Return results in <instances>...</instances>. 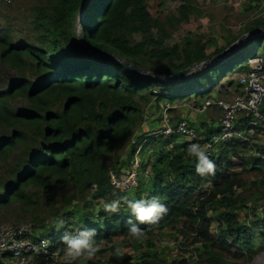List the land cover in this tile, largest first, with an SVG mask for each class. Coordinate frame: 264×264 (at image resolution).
<instances>
[{"label":"trees","instance_id":"1","mask_svg":"<svg viewBox=\"0 0 264 264\" xmlns=\"http://www.w3.org/2000/svg\"><path fill=\"white\" fill-rule=\"evenodd\" d=\"M82 9L79 45L76 21ZM190 14L191 8L182 5L177 14L154 16L147 0H40L31 7L26 24L15 25L13 33L0 26V65L7 67L6 81L0 77V216L12 217L8 223L13 225L28 219L36 228L51 220L54 230L42 234L54 237L51 251L61 248L60 260L65 258L60 237L84 229L96 231L100 251L95 256L115 254L118 243L144 249L133 264H248L254 257L253 238H262L264 231L247 225L239 210L249 200L264 197V134L260 143L231 139L219 144L210 156L215 173L204 176L196 174V158L187 157V149L193 143L202 146L215 127L196 129L190 123L200 139L144 134L130 144L151 103H162L161 117L177 99L193 96L199 103L213 91L218 94L227 74L217 75L218 69L251 40L264 36L246 39L229 57L178 87L156 91L157 75L192 68L225 49L208 53L201 33L167 44V28H176ZM253 27H264V16H256L248 28ZM138 146L143 154L150 151L148 159L142 158L138 185L120 191L111 185L109 171L120 173L128 167ZM147 167L151 179L143 176ZM153 196L168 211L155 225L140 224V239L128 233L125 222L131 214L123 203L118 213L103 210L106 202L122 197ZM74 201L83 202L80 209L85 212L70 210ZM94 207L100 208L96 214L90 211ZM76 212L78 219H66ZM93 215L98 219H91ZM59 221L63 226L57 229ZM165 228L191 260L181 257L167 263L155 250L158 232ZM35 264L56 263L41 254ZM73 264L104 262L93 258Z\"/></svg>","mask_w":264,"mask_h":264},{"label":"rangeland","instance_id":"2","mask_svg":"<svg viewBox=\"0 0 264 264\" xmlns=\"http://www.w3.org/2000/svg\"><path fill=\"white\" fill-rule=\"evenodd\" d=\"M40 0H13L11 4H4L0 0V26L11 31L13 33L15 25H25L26 20L31 15V7L37 4ZM264 0H147L148 10L154 16L165 17L170 14H177L178 10L182 5H188L191 8V13L189 17L178 24L176 28L168 27L167 31L170 36L166 40V43L173 45L176 43L182 42L183 38L188 33L203 35L202 41L208 43L207 52L214 53L215 48L225 47V49L219 54H211L206 61L196 64L191 68V71L181 78L171 79L160 74L157 75V83L153 88L156 91L163 90L169 86L178 87L185 81L190 80L193 75L199 73L203 70L204 67H210L218 63L219 61L224 60L226 57H229L233 52H235L243 42L248 39L255 37L257 35H264V27H253L248 28L251 21L260 13L262 9L259 10L261 2ZM259 16H264L261 14ZM76 32L78 36L81 35L82 30L80 26V14L77 17L76 21ZM79 45H82L81 38L79 37ZM227 43H230L227 45ZM264 54V36L261 38H255L251 40L248 45L240 51V54L235 57L232 62L225 63V65L218 69L217 75L225 74L218 85L223 84V90L221 86L218 89V94L213 91L209 94L214 98L218 97L225 100H230L233 97L234 92L237 86V73L240 71V68L246 65V59L253 55H263ZM113 59H116L114 55L110 56ZM264 58V56H262ZM7 67L6 65H0V77L6 81L4 77ZM10 73V72H9ZM234 73V74H233ZM208 83H212L208 81ZM220 90V91H219ZM229 95V97H227ZM208 94H204V97H209ZM205 98H200V100ZM195 98L189 96L187 100L177 99L172 104L169 105V108L172 109L171 112H167L169 118L176 121L178 118L185 117L189 120L191 124L197 127H202L206 125L208 121L212 123L213 126L217 123V118L220 116V107L217 105H211L203 113H196L195 111L186 107L185 103L197 104L195 103ZM151 106L144 115L143 123L133 132L131 137L130 144L132 145L136 140L141 136L156 134L158 135V130L163 125V118L160 117V112L158 109L162 103H151ZM158 105V108L157 106ZM190 106V105H189ZM208 125V124H207ZM147 126V128H146ZM151 128V129H150ZM205 128V127H204ZM177 141H180L177 140ZM262 140L255 142L260 143ZM171 144L169 147H171ZM148 151V150H147ZM146 151V152H147ZM128 152V151H127ZM123 153V151H122ZM121 153V155H122ZM150 154V151L147 154H143L140 150V159L147 158V155ZM124 155V153H123ZM154 158V155L151 154V161ZM130 196L133 193H129ZM91 199V196L88 195V201ZM83 202L74 201L69 209L85 210L82 207ZM92 205H97V201L92 200ZM101 201L98 207H101ZM76 207V208H75ZM97 209V210H96ZM100 208L94 207L90 210L93 213H97ZM255 209L254 213L251 211ZM257 214V215H256ZM4 213L0 216V225L3 223H13L12 217H4ZM260 215V216H259ZM239 217L246 220L247 225L263 229L264 231V197L258 198L256 200H249L245 207H242L239 210ZM79 218V214L74 213L72 216L66 217L68 221H75ZM91 219H98L95 215ZM30 220H21L19 222ZM89 221V220H87ZM32 224V223H31ZM37 229L41 233L49 234L54 230L53 222L51 220L46 221L44 227L37 226ZM168 229L165 228L162 231L158 232V239L155 243V250L166 259L167 263L173 259H179L181 257H188L191 260V257L188 253H185L183 248L176 246L174 240L168 236ZM212 231L214 233L218 232L216 223L213 224ZM264 235V234H263ZM53 241V240H52ZM253 246L257 249L254 257L248 262V264H264V236L262 238L258 236L253 238ZM120 245L121 257H117L111 252H106L101 255L94 256L95 260H101L104 264H133L134 259L140 256L143 253L144 249H138L136 247L126 246L125 243H118ZM92 258V259H93ZM86 257H81L80 262H85ZM65 263V258H61L56 264Z\"/></svg>","mask_w":264,"mask_h":264},{"label":"built area","instance_id":"3","mask_svg":"<svg viewBox=\"0 0 264 264\" xmlns=\"http://www.w3.org/2000/svg\"><path fill=\"white\" fill-rule=\"evenodd\" d=\"M1 1L5 4L13 2V0ZM260 9L262 10L257 16L264 14L263 1ZM246 65L248 69L237 77L239 90L234 92L232 99L212 98L197 104L185 103L187 108L199 114L211 105H217L221 109L214 126L217 130L202 144L210 156L219 144L227 140L256 141L257 134H264V58L261 55L248 57ZM162 118L163 125L157 134L182 135L190 140L200 139L197 131L185 117L172 123L167 110L164 109ZM139 155L140 147L138 146L128 167L123 168L120 173L109 171L110 183L114 188L127 192L138 185L142 166ZM186 156L189 157V155ZM143 176L145 179L152 178L153 174L148 167L143 171ZM53 239L52 236L43 235L29 222L18 225L3 223L0 225V264H35L36 256L41 254H49L53 262L57 263L60 261L62 249L57 248L51 251L54 245Z\"/></svg>","mask_w":264,"mask_h":264},{"label":"clouds","instance_id":"4","mask_svg":"<svg viewBox=\"0 0 264 264\" xmlns=\"http://www.w3.org/2000/svg\"><path fill=\"white\" fill-rule=\"evenodd\" d=\"M187 154L196 158V174L204 176L205 174L215 173L216 165L210 159V153L200 144H190L187 149ZM121 203L130 211L131 215L125 223L129 235L136 239H140L144 234V230L139 227L140 224L155 225L168 211L167 206L161 203L159 198L155 196L141 199L122 197L120 200L106 202L103 205V210L106 213H118L121 208ZM56 226L57 229L62 227L63 221L56 222ZM95 236V229H84L75 234L66 231L60 237L61 244L64 246L65 264H73V262L79 260L81 257L92 259L100 251V245L94 240ZM115 255L121 257L119 249H116Z\"/></svg>","mask_w":264,"mask_h":264},{"label":"water","instance_id":"5","mask_svg":"<svg viewBox=\"0 0 264 264\" xmlns=\"http://www.w3.org/2000/svg\"><path fill=\"white\" fill-rule=\"evenodd\" d=\"M83 13V9L81 10L80 13V20H81V16ZM81 26V30H82V24H80ZM80 38L82 39V33L80 35ZM130 70H138L135 66H129ZM191 71V68H185V69H181V70H177V71H167L166 73H164L165 76H172V77H182L187 75L189 72Z\"/></svg>","mask_w":264,"mask_h":264},{"label":"crops","instance_id":"6","mask_svg":"<svg viewBox=\"0 0 264 264\" xmlns=\"http://www.w3.org/2000/svg\"><path fill=\"white\" fill-rule=\"evenodd\" d=\"M242 72H243V71L240 70L239 72H236V73H237L236 75L238 76V75L241 74ZM233 74H234V73H233ZM236 80H237V79H236ZM223 84H224V83H221V84L218 85V86H221V85H222L221 87H223ZM237 85H238V83H237L235 86H237ZM218 88H219V87H218ZM238 88H239V87H238ZM221 89H222V88H221ZM223 89H224V88H223ZM238 90H239V89H238ZM227 97H229V95H228ZM212 98H214V95H213V97H211V98L209 97L208 99H212ZM205 99H207V98H205ZM202 101H203V100H202ZM200 102H201V101H200ZM220 113H221V111H220ZM145 122H146V121H145ZM207 124H208V125H207ZM206 125H207V126H212V127H214L210 121H208V123H206ZM198 127H199V126H198ZM146 128H147V126H146ZM150 129H151V128H150ZM143 136H144V135H143ZM259 137H262V135H259V136H258V138L256 139L257 142L260 141V140H259Z\"/></svg>","mask_w":264,"mask_h":264}]
</instances>
